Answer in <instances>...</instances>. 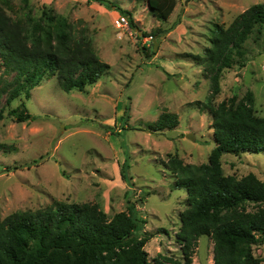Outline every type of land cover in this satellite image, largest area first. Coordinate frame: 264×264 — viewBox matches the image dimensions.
<instances>
[{"label":"rangeland","instance_id":"1","mask_svg":"<svg viewBox=\"0 0 264 264\" xmlns=\"http://www.w3.org/2000/svg\"><path fill=\"white\" fill-rule=\"evenodd\" d=\"M108 1L130 10L137 28L129 18L127 27L116 24V18L128 15L95 1L0 0L16 20H26L29 12L38 18L52 9L65 18V29L73 39L84 37L91 50L111 65L110 72L85 91L65 92L52 76L31 91V98L22 95L10 105L6 99L15 75L7 76L10 85L0 103V142L16 149L0 150V220L15 212L46 208L55 200L97 202L112 218L127 210L131 201L143 220L140 235H150L145 245L149 259L166 254L182 260L177 232L187 191L174 187L173 174L163 162L169 154H178L185 163H207L216 145L212 117L196 104L207 98L211 83L195 56L209 47L216 23L229 26L240 13L264 0H178L165 21L152 15L146 1ZM157 28L166 34L155 50L156 38L144 33ZM245 49L246 59L235 54L233 66L222 71L215 102L233 96L239 101L250 90L258 115H263L264 45L251 37ZM244 61L245 66H240ZM21 100L32 114L29 121L18 122L8 114ZM126 105L128 122L123 128ZM165 111L177 113L179 125L152 132L147 123ZM126 160L128 178L122 169ZM222 165L227 175L240 178L253 172L264 179L263 153H227ZM248 209L257 210L258 205L249 203ZM213 249L212 237L201 236L192 264H213ZM254 253L264 264V243L255 245Z\"/></svg>","mask_w":264,"mask_h":264},{"label":"trees","instance_id":"2","mask_svg":"<svg viewBox=\"0 0 264 264\" xmlns=\"http://www.w3.org/2000/svg\"><path fill=\"white\" fill-rule=\"evenodd\" d=\"M87 1L116 6L137 28L130 10L108 0ZM139 1H146L152 15L165 21L178 0ZM25 17L26 20H16L0 5V103L8 92L7 76L11 74L15 75L14 88L7 93V105L22 95L31 98V91L52 76L57 77L62 90L71 92L85 91L110 72L111 65L91 50L84 37L72 38L62 15L45 9L38 18L30 12ZM144 34L160 43L166 31L157 28ZM251 37L264 45V2L250 6L229 26L216 23L209 47L204 54L195 56L204 64L211 83L207 98L196 104L212 117L216 145L207 163H185L178 154H169L163 162L173 174L174 187L187 191V206L180 213L181 227L177 232L182 260L166 254L149 259L145 245L150 235H140L143 220L131 201L127 210L110 218L97 202L55 200L46 208L15 212L0 220V264H192L203 235L214 241L213 264H262L254 246L264 243V179L253 172L240 178L225 174L222 156L264 154V114L258 115L250 90L239 101L233 96L215 102L221 92L222 71L233 66L235 54L246 59L245 43ZM239 64L245 66V61ZM128 110L126 105L121 117L123 128L128 122ZM8 114L18 122L32 118L25 100L9 109ZM179 123L177 113L165 111L147 127L158 133L176 128ZM15 149L13 144L0 142V150L5 153ZM122 167L128 178L127 160ZM249 203L258 205V209L249 210Z\"/></svg>","mask_w":264,"mask_h":264},{"label":"built area","instance_id":"3","mask_svg":"<svg viewBox=\"0 0 264 264\" xmlns=\"http://www.w3.org/2000/svg\"><path fill=\"white\" fill-rule=\"evenodd\" d=\"M115 22L116 24L123 25L125 27L129 26V19L125 15H120V17L116 18Z\"/></svg>","mask_w":264,"mask_h":264},{"label":"water","instance_id":"4","mask_svg":"<svg viewBox=\"0 0 264 264\" xmlns=\"http://www.w3.org/2000/svg\"><path fill=\"white\" fill-rule=\"evenodd\" d=\"M154 42H155V50H157L158 49V41H157V39H154ZM107 127L109 126V125H106ZM189 138H191V139H194L195 138V136H194V134L193 133H188V135H187Z\"/></svg>","mask_w":264,"mask_h":264}]
</instances>
